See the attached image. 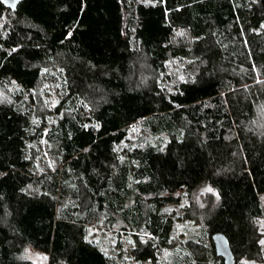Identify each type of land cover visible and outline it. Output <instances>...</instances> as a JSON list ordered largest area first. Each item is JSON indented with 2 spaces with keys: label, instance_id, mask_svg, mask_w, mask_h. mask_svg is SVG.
<instances>
[{
  "label": "trees",
  "instance_id": "trees-1",
  "mask_svg": "<svg viewBox=\"0 0 264 264\" xmlns=\"http://www.w3.org/2000/svg\"><path fill=\"white\" fill-rule=\"evenodd\" d=\"M2 4L0 264H35L30 244L47 264H157L165 206L204 184L178 216L200 209L203 234L174 264H224L213 231L264 264L263 0ZM93 225L121 235L104 249Z\"/></svg>",
  "mask_w": 264,
  "mask_h": 264
},
{
  "label": "rangeland",
  "instance_id": "rangeland-1",
  "mask_svg": "<svg viewBox=\"0 0 264 264\" xmlns=\"http://www.w3.org/2000/svg\"><path fill=\"white\" fill-rule=\"evenodd\" d=\"M131 126V134L129 136H131L133 139H139L141 141V145L148 142L155 144V142L159 141H163L164 143V141L166 140L165 134H153L149 132V130H143L146 128L142 126L140 122H136ZM206 191H212L208 184L201 185L197 189H194L191 196H189L186 192L178 190L177 193L181 194V201L179 203L165 206V209H168V211L173 214L176 222L175 228L172 232L173 243L160 250L157 264H174L176 256H178V251L181 250V246L185 245V242L189 240V238H198L201 234H203L201 233V228L203 225L200 222L202 220V212L200 211V209L198 210L196 209V207L189 209L188 216L190 217V219L185 218L182 220L178 216L184 214L186 206L190 205V200L195 202V204L202 206V204L205 203V200H207L205 194ZM260 203L262 204V207L264 209V194L261 195ZM191 218H194L196 222H194L195 220L193 221V219ZM255 222L258 224V230H260L262 233L259 242L260 244H262V246H264V212H262L261 215L256 216ZM117 233L119 234V231L117 232L116 229H102L99 225H93L91 228L92 237L99 241L104 249H109L110 246L115 244V240L117 241L118 237ZM23 254L25 257L32 259L35 264H47V262L50 261L49 253L39 248L36 249L35 246L31 244L24 248ZM134 263L137 264L136 261H134ZM236 264L261 263H259V261H253L252 259L242 256L240 259L236 260Z\"/></svg>",
  "mask_w": 264,
  "mask_h": 264
},
{
  "label": "water",
  "instance_id": "water-1",
  "mask_svg": "<svg viewBox=\"0 0 264 264\" xmlns=\"http://www.w3.org/2000/svg\"><path fill=\"white\" fill-rule=\"evenodd\" d=\"M5 7L17 10V6L23 0H0ZM264 1V0H263ZM212 245L215 247V252L217 256L223 259L224 264H236V259H234V253L231 246L228 243V238L221 231H213L211 235Z\"/></svg>",
  "mask_w": 264,
  "mask_h": 264
}]
</instances>
